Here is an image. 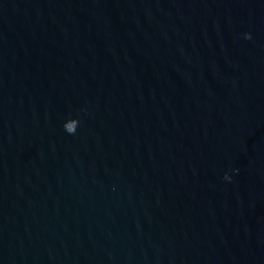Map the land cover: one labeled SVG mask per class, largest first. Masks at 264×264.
Returning a JSON list of instances; mask_svg holds the SVG:
<instances>
[{
  "label": "water",
  "instance_id": "water-1",
  "mask_svg": "<svg viewBox=\"0 0 264 264\" xmlns=\"http://www.w3.org/2000/svg\"><path fill=\"white\" fill-rule=\"evenodd\" d=\"M0 264H264V0H0Z\"/></svg>",
  "mask_w": 264,
  "mask_h": 264
}]
</instances>
